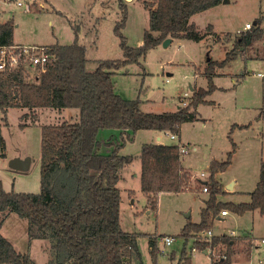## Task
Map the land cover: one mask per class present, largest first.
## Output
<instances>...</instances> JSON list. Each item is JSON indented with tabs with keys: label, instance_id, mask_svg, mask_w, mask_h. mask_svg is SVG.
Returning <instances> with one entry per match:
<instances>
[{
	"label": "rangeland",
	"instance_id": "obj_1",
	"mask_svg": "<svg viewBox=\"0 0 264 264\" xmlns=\"http://www.w3.org/2000/svg\"><path fill=\"white\" fill-rule=\"evenodd\" d=\"M17 1L22 4L18 5ZM120 3L126 13L120 32L128 45L138 46L148 26L144 0H0V22L13 21V41L19 44L50 46L77 42L83 45L86 70L92 71L103 60L123 58L120 38L114 32L122 19ZM191 21L207 35L200 40L171 38L166 46L161 42L138 61L129 62L112 74L115 91L124 98L138 99L144 112L174 111L181 100L185 101L181 106L186 105L188 98L183 97L184 92L192 93V86L208 88L207 71L213 73L214 85L205 97L208 101L198 105L197 118L182 123L181 140L179 134L172 139L170 132L141 129L123 142L119 134L112 133L111 138L110 131L99 130L97 137L103 139L99 141L103 151L123 142L119 153L132 156V161L122 167L117 183L121 195L120 225L124 231L136 235L139 258L134 264H152L149 239L156 241V264H178L183 250L190 264H210V257L216 259L222 253H229L231 264H264V215L256 210L242 214L227 211L226 215L220 213L211 218L207 227L211 236L204 230L187 239L181 235L186 224L200 220L209 193L202 191L199 181L208 180L213 159L224 160L234 147L232 162L214 175L222 190L217 194L220 201H249L258 180L260 164L264 161L261 135L264 121L257 119L259 108L264 105V58L255 57L264 56V0L220 2L193 14ZM245 22L253 27L254 23L259 25L261 36L247 46L237 45L235 39L243 33L239 31ZM23 79L33 82V72H26ZM25 112L26 108L16 106L8 108L5 118L0 112L5 141L4 155H0V180L6 191L37 193L41 125L78 120L79 108H40L33 120L30 115L21 118ZM238 122L250 124L231 128ZM158 134L160 140L156 139ZM110 138L113 143L108 144ZM158 141L186 144L187 152L181 155V164L189 171L190 179L189 188L181 192L160 193L157 207L151 209L140 189L139 153L142 144ZM13 157H29L28 169H11L8 161ZM200 172L205 174L201 178ZM229 185L233 187L230 190ZM26 231L27 220L14 212L8 213L2 222L1 233L17 249L25 250ZM164 235L172 238L171 244H163ZM220 235L231 239V247L227 248L223 242L211 243ZM194 242L206 244L205 249H199ZM43 248L34 245L37 264H47L50 258L47 251L42 253Z\"/></svg>",
	"mask_w": 264,
	"mask_h": 264
},
{
	"label": "trees",
	"instance_id": "obj_2",
	"mask_svg": "<svg viewBox=\"0 0 264 264\" xmlns=\"http://www.w3.org/2000/svg\"><path fill=\"white\" fill-rule=\"evenodd\" d=\"M220 2L222 0H144L148 26L138 46L128 45L120 32L126 14L120 3L122 19L115 25L114 32L120 38L122 59L103 60L88 71L83 45L77 42L53 44L49 64L33 82L24 81L18 70L0 72V112L4 118L8 108L13 106L26 108L21 118L30 115L32 120L40 108H79L78 120L41 125L39 192L6 191L0 180V264H37L1 233L2 222L10 212L27 220L29 240L48 241L50 259L47 264H134L138 260L136 235L124 231L119 221L121 195L117 183L122 167L132 161V156L120 154L119 149L125 138H131L137 130L179 134L182 123L197 118L198 104L207 102L205 97L214 85L211 71H207L208 88H193L186 105L156 113L140 110L138 99L119 95L111 77L114 70L138 61L148 49L167 37L202 39L206 33L200 32L191 17ZM13 26L12 20L0 22V45L13 42ZM261 33V28L255 25L240 33L235 43L247 46ZM101 129L119 131L123 142L115 143L109 153L101 152L97 138ZM111 142L110 139L107 143ZM232 145L235 146L234 142ZM0 148L3 156L5 141L1 126ZM233 151L234 147L222 161L213 159L208 180L199 181L207 185L209 196L201 208L200 220L183 227L181 235L185 239L201 230L207 231L211 218L222 210L238 214L258 210L264 215V161L249 201L235 203L217 199L222 190L214 175L231 163ZM139 158L140 189L147 197L149 208L157 207L160 193L189 188L190 173L181 164L178 145L144 143ZM218 242L231 247V239L225 235L215 236L211 243ZM194 243L199 249H205L206 244ZM148 245L152 264H156L155 239H149ZM181 258L178 264H190L185 250ZM210 259V264L232 263L229 253L225 258Z\"/></svg>",
	"mask_w": 264,
	"mask_h": 264
},
{
	"label": "built area",
	"instance_id": "obj_3",
	"mask_svg": "<svg viewBox=\"0 0 264 264\" xmlns=\"http://www.w3.org/2000/svg\"><path fill=\"white\" fill-rule=\"evenodd\" d=\"M18 5H21V1H17ZM252 25L249 22H245L242 30L250 29ZM53 54L50 51V46L42 44H19V43H7L0 45V72H11L20 71L22 77L26 72H33V78H36L37 74L45 71L46 66L49 64ZM261 75V73H258ZM189 92H184L183 97L188 98ZM185 104V101H180V105ZM171 138H175L176 134L171 133ZM160 139V138H159ZM179 152L182 155L187 151L184 145H178ZM204 172H200L199 177H203ZM202 191L207 192V185L202 184ZM222 215L226 214L227 211L222 210L220 212ZM206 234L208 236L212 235L211 230H207ZM163 244L169 245L172 242V238L168 235L162 237ZM264 242V238L262 239ZM207 252V250H206ZM209 253V251L207 252ZM218 257L225 258L226 254L222 253ZM217 257V258H218Z\"/></svg>",
	"mask_w": 264,
	"mask_h": 264
},
{
	"label": "crops",
	"instance_id": "obj_4",
	"mask_svg": "<svg viewBox=\"0 0 264 264\" xmlns=\"http://www.w3.org/2000/svg\"><path fill=\"white\" fill-rule=\"evenodd\" d=\"M255 25H256V23H254ZM259 26V25H258ZM253 27V26H252ZM251 27V28H252ZM260 27V26H259ZM261 28V27H260ZM244 31H246V30H243V32ZM237 38V37H236ZM255 40V39H254ZM14 42V41H13ZM142 42V41H141ZM14 43H17V42H14ZM241 46H243V45H241ZM245 58H247V57H245ZM255 58H259V59H261V58H264V56H262V57H255ZM258 73L259 72H257V75H258ZM213 74V73H212ZM193 88H195L196 89V87L195 86H192L191 87V90L193 89ZM186 92H188V91H186ZM189 94H191V92H189ZM207 100V99H206ZM208 101V100H207ZM180 104V103H179ZM179 104H178V106H179ZM199 104H201V103H199ZM198 104V105H199ZM177 106V107H178ZM198 107V106H197ZM263 113H264V105L263 106H260V108H259V114L257 115V119H259L258 121H264V115H263ZM233 124V123H232ZM236 126H234V128L236 127H238V128H242V127H244V126H248L249 124H250V122L249 123H240V122H238V123H234ZM104 131H110V133H111V138L113 137V134L112 133H115L116 134V136H117V134H119V131H117V130H114V129H104ZM157 132H159V131H157ZM98 134H99V132H98ZM134 135V134H133ZM132 135V136H133ZM261 135L262 136H264V132H262L261 131ZM115 136V137H116ZM98 138V137H97ZM110 138V139H111ZM159 138H161L160 137V135L158 134L157 136H156V139L157 140H160ZM176 138V137H175ZM178 138H179V140H181L180 139V134H179V136H178ZM172 139H174V138H172ZM99 141H103V139H101V140H99ZM109 141V140H108ZM160 141H158L157 143H159ZM182 142V141H181ZM234 142V141H233ZM111 143H113V141L111 142ZM184 145L186 148H187V146H186V144H184V143H179L178 145ZM112 149V148H111ZM111 149H109V150H105V151H103V148L100 146L99 147V150L101 151V152H103V153H109L110 151H111ZM187 152V151H186ZM185 152V153H186ZM233 158V157H232ZM231 162H232V160H231ZM183 166V165H182ZM184 167V166H183ZM184 168H186V167H184ZM229 186H231L230 188H227L228 190H230V189H232L233 187H232V185H229ZM248 211H255V210H248ZM256 211H258V210H256ZM246 212V211H245ZM227 214V213H226ZM226 214H224V215H226ZM222 215V214H221ZM232 233V235H234L233 234V232H231ZM26 237H27V231H26ZM41 241V242H40ZM12 242V241H11ZM13 243V242H12ZM41 243V244H40ZM34 245L35 246H38V248L40 249H42L43 248V246L42 245H44V248H45V250H44V248H43V252L42 253H46V251L48 252V254H49V243H48V241L47 240H45V239H38V238H34V239H31V240H29L28 239V237L26 238V245H25V250L24 249H18V250H20V251H23V252H27L29 255H30V257L31 258H33L34 260H35V258H34V255L33 254H37V251L36 250H34ZM40 245V246H39ZM15 246V245H14ZM17 248V247H16ZM204 251V250H203ZM206 252V251H205ZM50 259V258H49ZM49 259H48V261L47 262H49ZM35 262H36V260H35ZM37 263V262H36Z\"/></svg>",
	"mask_w": 264,
	"mask_h": 264
},
{
	"label": "water",
	"instance_id": "obj_5",
	"mask_svg": "<svg viewBox=\"0 0 264 264\" xmlns=\"http://www.w3.org/2000/svg\"><path fill=\"white\" fill-rule=\"evenodd\" d=\"M124 1H130V0H124ZM227 0H222V2H226ZM171 41L170 37L165 38L162 41L163 46H166L169 42ZM29 157H24V158H20V157H13L8 161V166L11 169H15V170H19V171H25L28 169L29 166ZM231 186H227V188H230ZM206 251V250H204Z\"/></svg>",
	"mask_w": 264,
	"mask_h": 264
}]
</instances>
